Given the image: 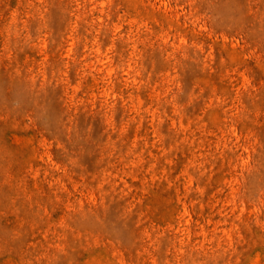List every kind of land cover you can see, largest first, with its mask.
<instances>
[{
  "label": "rangeland",
  "instance_id": "obj_1",
  "mask_svg": "<svg viewBox=\"0 0 264 264\" xmlns=\"http://www.w3.org/2000/svg\"><path fill=\"white\" fill-rule=\"evenodd\" d=\"M0 264H264V0H0Z\"/></svg>",
  "mask_w": 264,
  "mask_h": 264
}]
</instances>
